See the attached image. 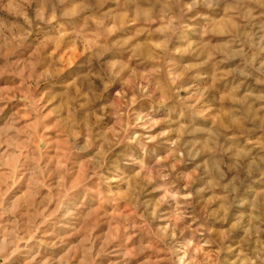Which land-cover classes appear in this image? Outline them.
<instances>
[{
  "label": "rangeland",
  "instance_id": "obj_1",
  "mask_svg": "<svg viewBox=\"0 0 264 264\" xmlns=\"http://www.w3.org/2000/svg\"><path fill=\"white\" fill-rule=\"evenodd\" d=\"M0 264H264V0H0Z\"/></svg>",
  "mask_w": 264,
  "mask_h": 264
}]
</instances>
